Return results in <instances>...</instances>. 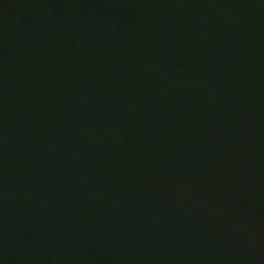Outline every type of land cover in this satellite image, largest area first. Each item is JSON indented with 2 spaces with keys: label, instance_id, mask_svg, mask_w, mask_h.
Listing matches in <instances>:
<instances>
[{
  "label": "water",
  "instance_id": "water-1",
  "mask_svg": "<svg viewBox=\"0 0 264 264\" xmlns=\"http://www.w3.org/2000/svg\"><path fill=\"white\" fill-rule=\"evenodd\" d=\"M0 264H264V0H0Z\"/></svg>",
  "mask_w": 264,
  "mask_h": 264
}]
</instances>
